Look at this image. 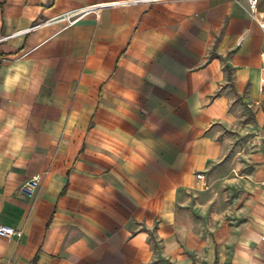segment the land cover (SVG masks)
<instances>
[{"label": "crops", "instance_id": "1", "mask_svg": "<svg viewBox=\"0 0 264 264\" xmlns=\"http://www.w3.org/2000/svg\"><path fill=\"white\" fill-rule=\"evenodd\" d=\"M112 1L0 0L105 4L0 40V264H264V0Z\"/></svg>", "mask_w": 264, "mask_h": 264}, {"label": "built area", "instance_id": "2", "mask_svg": "<svg viewBox=\"0 0 264 264\" xmlns=\"http://www.w3.org/2000/svg\"><path fill=\"white\" fill-rule=\"evenodd\" d=\"M155 1H160V0H116L112 1L110 3H107L108 5H127V4H132V3H145V2H155ZM258 0H250L249 3V12L250 15L253 18L256 17V4ZM105 4H91L87 5L83 8L80 9H71L62 13H59L53 17L47 18L43 21H39L37 23H34L33 25L19 29L9 35H5L0 38L1 39H6L8 37L14 36V35H21V34H26L30 32L31 30L40 27L42 25H48V24H54V23H63V24H68L74 20H76L78 17H80L83 13L88 12V11H94L99 9L100 7L104 6ZM196 177L199 180L204 179V175L202 173H196ZM41 179L40 174H36L32 176L30 179H28L23 185L21 186V190L28 196H32L34 193V190L39 184V181ZM22 235V231L20 229H16L14 227L5 225V224H0V236L1 237H6L8 239L12 237H20Z\"/></svg>", "mask_w": 264, "mask_h": 264}]
</instances>
